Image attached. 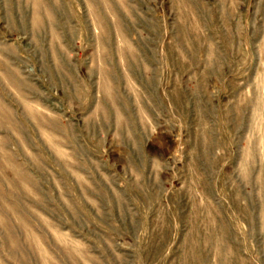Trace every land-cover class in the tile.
Segmentation results:
<instances>
[{"label":"rangeland","instance_id":"obj_1","mask_svg":"<svg viewBox=\"0 0 264 264\" xmlns=\"http://www.w3.org/2000/svg\"><path fill=\"white\" fill-rule=\"evenodd\" d=\"M0 264H264V0H0Z\"/></svg>","mask_w":264,"mask_h":264}]
</instances>
